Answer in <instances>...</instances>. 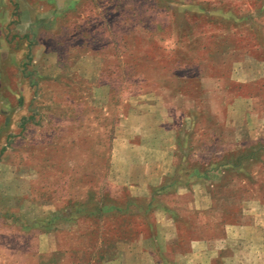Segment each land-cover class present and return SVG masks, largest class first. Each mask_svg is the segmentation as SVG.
<instances>
[{"label": "rangeland", "instance_id": "rangeland-1", "mask_svg": "<svg viewBox=\"0 0 264 264\" xmlns=\"http://www.w3.org/2000/svg\"><path fill=\"white\" fill-rule=\"evenodd\" d=\"M147 197L176 225L162 254ZM59 247L264 264V0H0V262Z\"/></svg>", "mask_w": 264, "mask_h": 264}, {"label": "crops", "instance_id": "crops-1", "mask_svg": "<svg viewBox=\"0 0 264 264\" xmlns=\"http://www.w3.org/2000/svg\"><path fill=\"white\" fill-rule=\"evenodd\" d=\"M181 117L185 119V118H187V114L181 115ZM140 147L141 146L139 145V151L137 148V150L133 154V157L137 156L139 159V157L143 156V153L141 152L140 149H146V148H140ZM149 148L151 151L155 150V149L151 148L150 146H149ZM123 150H124V148H123ZM117 155H118V152L117 153L115 152L113 155L115 160H116ZM144 155H146V154H144ZM146 161L147 160L145 158L144 161L139 162L138 164H135V166H138L139 168H143L144 170L148 169V170L153 171L154 166H151L149 163H146ZM113 163H115V161ZM120 166L122 168L129 167V165L126 164L125 162H121ZM166 176L167 175H165L163 177L161 176L160 178L159 177L155 178L154 174L151 175L150 179L148 180V184L145 186V188H144V186L143 187L142 186L137 187L136 185H133L132 183H130V181H129L130 185H127L125 183V181H122L121 187H123V188H121V189H123V190L137 189L141 192H138L137 195L134 196V198L141 199L142 197H145L146 194H149L147 189H151V187H153V185L160 184V183L166 181L168 178V176L167 177ZM184 184H188V183H184ZM182 186L184 187L185 185H182ZM162 187H165V185H163ZM179 188H181V186ZM130 199H133V196L126 195L123 197H118L119 202L116 205L111 204L110 206H107L106 209L103 208L104 210H102V208H98V210H100L101 213L105 212V211L106 212L111 211L113 213V215H115L116 213L121 215V214L130 213L131 211L134 212L135 209L132 210L133 208L132 209L130 208L131 207L130 202H129ZM149 204H151L150 199H149V197H147L148 207H150ZM137 207H140V206H137ZM168 209H169L168 207L162 206V205L152 206L149 208L151 215H157L158 214L160 216H164V217L166 216L168 218V221H169V228H170V232H169L170 236H168L169 238H166V237L163 238L162 237L165 235L164 229L162 226V225H164V223H163L164 220L160 221L159 219L156 221V228H157L156 230L157 231L155 232V234L153 233V237H152V235H150V237H149V238H151V244H153L155 248L159 249V251L163 250V248H164V245L162 243L159 244L160 241H162V242L170 241L171 239H173V237H175L174 233H173V229L175 231L176 225H175L174 220L170 217ZM146 224L147 225L148 224L155 225V222H148ZM46 229L47 230L45 231L44 236L46 237L48 242H45L44 246L47 248L48 247L52 248V243L50 241V239L53 235V233L51 232V230H52L51 226H50V228H46ZM53 239H54V237H53ZM166 239H168V240H166ZM127 242L129 244H125V247H128V245L129 246L132 245V243H130L131 241H127ZM2 243H4V242H2ZM165 245H167V242H165ZM55 247H56V244H55ZM66 251H67V249L59 247L58 249H56L55 252H53L51 249H47V250H44L43 253H37L36 254V251H33V250L30 251L29 249H27V250L20 251V249H19V253L16 255L14 260H12L10 262H5V260H3L2 262H0V264H5V263H7V264H69V261L73 262L74 264H78L79 262H80V264H85V262H88V260L83 258V256L82 257L80 256L81 254H75L74 258H71V256H69L66 253ZM161 254H162V251H161ZM113 257L115 258V261H117V262H124L123 264H140L139 260L136 261V258L132 254H129V251L127 249L118 251V253L117 254L115 253L113 255ZM151 264H160V263H151Z\"/></svg>", "mask_w": 264, "mask_h": 264}, {"label": "trees", "instance_id": "trees-1", "mask_svg": "<svg viewBox=\"0 0 264 264\" xmlns=\"http://www.w3.org/2000/svg\"><path fill=\"white\" fill-rule=\"evenodd\" d=\"M240 161H241V159L238 161H235V162L232 160H228V161L224 162V166H228V167L230 166L232 168L233 167L236 168V167H238ZM209 170H210V168L209 169L205 168L203 170V173H201L200 171H197V170H193V172L190 175H192V176L197 175V176H200L202 179L208 180L210 177L209 176Z\"/></svg>", "mask_w": 264, "mask_h": 264}]
</instances>
